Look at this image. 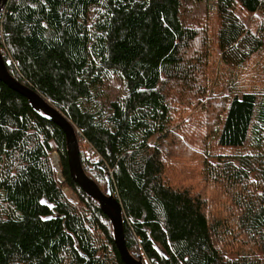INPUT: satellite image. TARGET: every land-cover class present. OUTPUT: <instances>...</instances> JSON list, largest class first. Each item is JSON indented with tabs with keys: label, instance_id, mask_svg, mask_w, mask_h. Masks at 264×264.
<instances>
[{
	"label": "trees",
	"instance_id": "trees-1",
	"mask_svg": "<svg viewBox=\"0 0 264 264\" xmlns=\"http://www.w3.org/2000/svg\"><path fill=\"white\" fill-rule=\"evenodd\" d=\"M198 1L7 0L0 54L73 126L134 259L264 264V0H211L200 30L186 22ZM188 160L199 194L176 178ZM0 264H124L61 130L1 82Z\"/></svg>",
	"mask_w": 264,
	"mask_h": 264
},
{
	"label": "water",
	"instance_id": "water-1",
	"mask_svg": "<svg viewBox=\"0 0 264 264\" xmlns=\"http://www.w3.org/2000/svg\"><path fill=\"white\" fill-rule=\"evenodd\" d=\"M6 1L7 0H0V11ZM0 82L12 91L24 97L29 103L30 108L42 119L54 124L61 130L65 139L67 166L71 179L86 193V195L94 199L99 204L100 210L109 219L113 232L114 246L121 261L124 264H142L140 260L134 259L126 249L122 220L123 212L117 198L112 196L110 192H107L106 195H104L95 183L88 179L84 174L80 163L75 131L71 123L32 89L15 81L8 74L1 54ZM75 248L79 252L77 245H75Z\"/></svg>",
	"mask_w": 264,
	"mask_h": 264
},
{
	"label": "rangeland",
	"instance_id": "rangeland-1",
	"mask_svg": "<svg viewBox=\"0 0 264 264\" xmlns=\"http://www.w3.org/2000/svg\"><path fill=\"white\" fill-rule=\"evenodd\" d=\"M210 3H211V0H201V1H198L195 3H191L189 5L188 16L186 17L187 24H191L193 26H196L200 30V28H202L203 24L207 23L204 12H205L206 6L209 5ZM246 25H248V22H246ZM208 33H209V31H207V34ZM118 88H119L118 83L116 81H113L111 87H109V89H107V92L111 96H116V95H118V92H117ZM225 93H226V91H225ZM98 104H99V106H102L104 108L108 104V99L107 100L103 99ZM175 114L178 115L176 112H175ZM186 120H187V118H186ZM82 150H83L84 154H86L87 157L92 158V156H89V149L83 147ZM185 154L190 155V157L192 158V154L187 153V151H185ZM50 161H51L52 168L54 169V172L56 174V180L58 182H61L62 178H61V175L59 172V167H58L59 160H58V155L55 151H53L50 154ZM190 161L191 160H188L187 162L184 161L185 165L183 166V168L180 169V171L183 173L185 178L181 175L176 176V178L178 180H180L181 182L186 183L187 186L192 187L194 189L193 191H195L197 194H199L197 189H196L199 187V185L197 184L199 181L198 175H197V170H198L197 168L198 167H195V168L190 167V171H188L187 166H188ZM62 192L64 193V196L66 197V199L70 203H73V204L76 203L75 196L67 188L62 189Z\"/></svg>",
	"mask_w": 264,
	"mask_h": 264
}]
</instances>
